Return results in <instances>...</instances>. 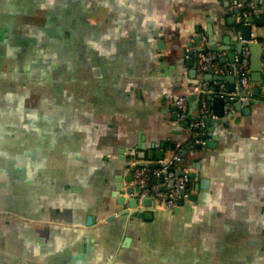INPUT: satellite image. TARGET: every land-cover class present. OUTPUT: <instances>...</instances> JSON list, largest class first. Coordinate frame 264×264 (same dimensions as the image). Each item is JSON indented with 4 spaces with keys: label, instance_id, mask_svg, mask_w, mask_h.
Instances as JSON below:
<instances>
[{
    "label": "crops",
    "instance_id": "0c3cea01",
    "mask_svg": "<svg viewBox=\"0 0 264 264\" xmlns=\"http://www.w3.org/2000/svg\"><path fill=\"white\" fill-rule=\"evenodd\" d=\"M21 1L0 3V38L70 42L64 101L74 110L43 117L38 148L53 152L45 162L57 178H19L8 161L0 165V264H264V89L249 114L237 111L215 123L213 133L207 129L210 138L218 136L214 147H192L194 129L174 116L176 98L191 99L198 86L188 42L211 35L237 53L232 0ZM17 3L45 9L20 16ZM259 34L264 39V26ZM221 82L229 92L238 90L236 77ZM209 110L214 115L215 108ZM162 148L166 157L180 152L208 188L196 190L191 179L189 191L197 197L185 200L179 214L163 211L125 230L89 226V215L112 214L107 197L98 206L95 201L121 167L140 151L156 155Z\"/></svg>",
    "mask_w": 264,
    "mask_h": 264
},
{
    "label": "flooded vegetation",
    "instance_id": "af4514ba",
    "mask_svg": "<svg viewBox=\"0 0 264 264\" xmlns=\"http://www.w3.org/2000/svg\"><path fill=\"white\" fill-rule=\"evenodd\" d=\"M4 1L0 0V3ZM36 1L44 5L49 2ZM20 3L16 7L17 11L23 10L19 13L20 16L23 13L32 16L36 9H45L34 4L24 7ZM47 17L49 12H46ZM56 34L52 33L53 36ZM68 48L60 38L47 36L0 38V165L8 161L9 165L19 170V178L30 175L45 183H49L50 178H57L58 172L48 171L50 167L45 162L51 159L53 152L44 153L38 147L41 145L40 137L46 130L43 119L45 113H52L57 117L72 115V104L64 101V84L70 83V79L64 77L63 71L66 64L70 66L72 60ZM34 132L36 140L30 136ZM19 208L17 207V211ZM122 238L123 234L118 235L119 241ZM144 255L153 258L152 261L158 257L147 251Z\"/></svg>",
    "mask_w": 264,
    "mask_h": 264
},
{
    "label": "water",
    "instance_id": "95a60500",
    "mask_svg": "<svg viewBox=\"0 0 264 264\" xmlns=\"http://www.w3.org/2000/svg\"><path fill=\"white\" fill-rule=\"evenodd\" d=\"M257 9L260 10V0H256ZM236 17H232V21L236 28H234L235 36L237 39V53L228 51L229 49L225 46H219L215 41L213 36H208V45L202 43V37L201 35L197 36L196 38H193V40L189 41L187 44V48H190L188 51V54L190 55L191 59L188 60V64L190 66H193L194 69L192 71V74L197 76L199 74V80L194 84L202 87L203 83L205 81L213 82L214 80L217 81H225V80H232L235 79L236 75L233 76L229 75H216L213 71V69H209L207 71H199V61L197 57V53L203 50H209V51H227V56L221 58V62L225 63L227 60H229L231 63H233L236 59V56L241 57L242 55V49L244 45H248L251 48V82L252 84H260V87H254L252 92L254 96H258L261 92V89H264V84H262V71H263V46L260 42H248L243 43L238 40V28H241L242 32V38L244 40H250L251 38V24H255L257 27H263L264 26V18L260 15L259 17H251L248 19V24L245 23V19L239 17L238 10H235ZM230 20V22H232ZM229 42V37L226 36L224 43ZM197 43H202L201 47L196 48ZM198 73V74H197ZM201 76V77H200ZM237 79V78H236ZM218 89L217 86L211 85V89L208 90H200L196 91L191 99L189 100V114L188 117L184 120L180 119L181 121L185 122L186 124H189V120L191 118H196L200 113V101L202 96L206 97L208 107L209 108H215V118L211 117L210 115L206 119V129L214 132V124L215 123H221V122H227L228 119L235 116L237 111H243L246 114H249L251 112V104H243L240 101H235L232 99L226 100L224 97L221 96H215L214 92ZM230 90H233V87H229ZM177 100V98H176ZM236 108V111L234 112L233 108ZM177 110L176 107V101L174 104V111ZM228 112V113H226ZM175 117H178V114H174ZM208 139L207 145L208 146H215L216 140L218 139L217 135H213L212 138L209 136H206ZM177 144H172V149L175 150ZM144 147V145H142ZM197 147H202L200 145H197ZM124 149H119V152L121 153L120 159L124 160ZM165 150L162 148L160 151L157 152L156 155H152L151 152L145 153L143 151L138 152L135 154L130 162H127L124 166V168L121 167V172L117 173L115 176L114 183L112 186L108 189V193H102L100 194V198L96 199L95 204L98 206L100 205V202H102L103 198H106V203L110 204V214L109 216L100 217V220H98L97 216L89 215L87 218V224L89 226L96 225V229L98 231L100 230H106L108 227H117V230H125L129 227V225L135 224L136 221L143 222L142 224H145L149 221H155L157 215L162 214V212H168L171 215L179 214L181 211V207L185 205V200L183 198V194L185 193L184 190L180 192L181 197L178 199V206L172 209L165 208L164 204L155 198L152 197H144L140 199L141 192L143 190L142 186L137 185L134 183V177H133V171L138 166H153L158 160H161L165 157ZM199 165L195 164V168ZM184 172H180V174H183ZM188 175L191 179H194L196 181L195 189L199 190L200 188H208V179L201 178V172L197 170H191L188 172ZM163 177L159 178H153L152 181H162ZM174 180L170 181L169 186H173ZM150 184H147L148 187ZM108 194V196H107ZM197 197V194L191 193L188 197V200H195ZM88 204V203H87ZM89 206V204H88ZM87 206V207H88ZM95 206V208L97 207ZM113 211V212H112ZM98 215V214H97ZM98 216H101L98 215ZM99 221V222H98ZM125 242L129 243L131 242V237H125Z\"/></svg>",
    "mask_w": 264,
    "mask_h": 264
},
{
    "label": "built area",
    "instance_id": "2783aa9c",
    "mask_svg": "<svg viewBox=\"0 0 264 264\" xmlns=\"http://www.w3.org/2000/svg\"><path fill=\"white\" fill-rule=\"evenodd\" d=\"M232 6L235 10H238V16L245 19V23L248 24V19L251 17H259L260 12L257 9L256 0H233ZM202 43L207 47L208 37L205 34H201ZM238 40L243 43L248 42H260L263 46V71H262V84H264V40L259 34V27L255 24H251V38L250 40H244L242 38L241 28H238ZM200 43V44H202ZM201 47V46H200ZM190 48L186 50V57L191 58L188 54ZM251 48L248 45H244L242 49L241 57L236 56L233 63H222L221 58L225 57V53L217 51L203 50L197 53L199 61V71H207L213 69L216 75H231L235 74L237 78L238 90L227 91L225 85L218 81V89L214 92L215 96L224 97L226 100L232 99L240 101L243 104H250L255 100V96L252 92L254 84L251 82ZM195 91L210 90L211 84L205 81L200 86H195ZM177 114L179 119H186L189 114V100L186 96H179L176 100ZM215 117L211 114L208 103L205 96H202L200 101V113L196 118L189 120V126L194 129V139L192 147L197 145L206 146L210 137V132L206 129V119L208 116ZM153 166H138L133 171L134 183L143 187L140 195V199L144 197H152L162 202L165 208H175L178 206V199L181 197L180 192L185 191L183 194L184 200H188L191 192L189 191V183L191 181L188 172L191 171L190 167L182 164V154L179 152L172 154L170 157H164L161 160L155 161ZM184 172L180 174V172ZM163 177L162 181H152L153 178ZM174 180L173 186H169L170 181ZM147 184H150L148 187Z\"/></svg>",
    "mask_w": 264,
    "mask_h": 264
},
{
    "label": "rangeland",
    "instance_id": "374dc122",
    "mask_svg": "<svg viewBox=\"0 0 264 264\" xmlns=\"http://www.w3.org/2000/svg\"><path fill=\"white\" fill-rule=\"evenodd\" d=\"M69 48L71 47V43L70 42H67V45Z\"/></svg>",
    "mask_w": 264,
    "mask_h": 264
},
{
    "label": "trees",
    "instance_id": "16d2710c",
    "mask_svg": "<svg viewBox=\"0 0 264 264\" xmlns=\"http://www.w3.org/2000/svg\"><path fill=\"white\" fill-rule=\"evenodd\" d=\"M264 40V39H263ZM182 164L185 166V164H184V160H183V156H182Z\"/></svg>",
    "mask_w": 264,
    "mask_h": 264
}]
</instances>
